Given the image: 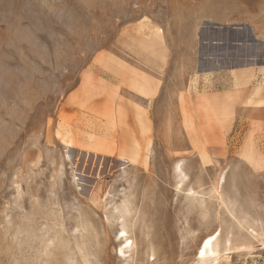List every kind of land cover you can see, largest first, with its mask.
<instances>
[{
    "label": "rangeland",
    "instance_id": "374dc122",
    "mask_svg": "<svg viewBox=\"0 0 264 264\" xmlns=\"http://www.w3.org/2000/svg\"><path fill=\"white\" fill-rule=\"evenodd\" d=\"M243 27L264 37V0H0V264H264V166L242 156L264 107L223 127L196 95L250 92L247 66H199L202 31ZM112 99L105 157L87 121Z\"/></svg>",
    "mask_w": 264,
    "mask_h": 264
},
{
    "label": "crops",
    "instance_id": "0c3cea01",
    "mask_svg": "<svg viewBox=\"0 0 264 264\" xmlns=\"http://www.w3.org/2000/svg\"><path fill=\"white\" fill-rule=\"evenodd\" d=\"M262 38H259L256 33L253 34L251 29L244 27L239 30H215V32L211 31L210 34H206L204 42L200 43L202 50L199 55V66L203 70H219L218 67L230 69L234 66H247L248 68L245 70L249 72L247 71L248 74H245V76L248 77L253 72L256 80L250 83L252 88L248 94H244L243 91L234 92L231 90V92L221 93V95L197 93L198 103L200 104L199 111L201 113H208L210 110L215 111L216 114L220 112L222 113L219 114L220 116L224 115V117L229 119V128H231L232 121H234L235 117H238L239 105L244 103L247 106H245L246 109L250 107L253 111L264 107V40ZM154 41L157 45L161 43L160 34L155 36ZM206 41L210 42L209 46L205 44ZM150 50L155 52L152 48ZM97 62L112 72L119 73L121 76L128 70L126 66L116 62L111 56L106 54H100ZM130 72L133 75L134 84L138 83L141 86L154 89L149 77L139 74L137 71L130 70ZM251 76L253 77V75ZM252 77H250L251 80ZM247 81L248 79L242 82L246 83ZM132 89L135 90L134 88ZM112 102L113 99L109 101V105L115 109ZM242 156L252 169L254 166H264V152L256 146L251 135L247 140Z\"/></svg>",
    "mask_w": 264,
    "mask_h": 264
},
{
    "label": "bare ground",
    "instance_id": "6f19581e",
    "mask_svg": "<svg viewBox=\"0 0 264 264\" xmlns=\"http://www.w3.org/2000/svg\"><path fill=\"white\" fill-rule=\"evenodd\" d=\"M131 87L134 88L135 90L143 93L145 96H149L150 98H152V96L155 93L154 89H151L150 87L141 86L138 83L134 84V82H133ZM77 100L74 99V98L72 99L73 102L77 101ZM181 100H182V102H184L186 104V96H184L183 99H181ZM79 105H81L83 108L89 109V105L85 101L79 103ZM199 107H200V104H199ZM204 107H205V104H204ZM119 109H120L119 108V104L115 107V109L110 107V105L108 104L106 106V110L103 113H101V116L103 117V121H99L97 119H92V118H90L87 121L88 122L87 126L90 129V133L89 134H91V136L89 135L91 137L90 141L92 142L94 150L97 151V152H101L102 155L105 156V157L106 156H113V157L117 156L118 157V153L115 150H113L114 148L111 149L109 147H106V146H104L102 144V142H105V141H107L109 143L113 142L112 140L107 139V137L108 136H113V134L116 132L117 124L119 123V117H120ZM138 110L140 112H142L140 109H138ZM214 112L215 111H213V110L208 111V113L210 115V116H208V118L210 119L211 123L214 121V119H216V120H218V122L220 124H222L223 127H226V125L228 127L229 119L224 117V115L223 116H218ZM139 118H140V120H145L143 112L140 113ZM71 131L74 132V128ZM80 133H81V131H80ZM113 143H116V142H113ZM71 144H74V142L73 141H68L67 142L68 146L71 145ZM200 150H201L200 154H201L202 158L206 159V153L204 152L203 148H201ZM123 154L125 156L131 154V156H132V154H134V152L133 151H129L128 149H126L125 153H123ZM253 228H255V227H253ZM254 230L255 229L252 230L254 235H258V233L255 232ZM217 238H218V236H211V237L207 238L203 242V244H202V246L200 248V251H199V257L200 258L204 259L205 257H208V255L210 253H212L213 255H216L218 253V251L215 249V243H214V240L217 239ZM129 246H130V243H129Z\"/></svg>",
    "mask_w": 264,
    "mask_h": 264
},
{
    "label": "water",
    "instance_id": "95a60500",
    "mask_svg": "<svg viewBox=\"0 0 264 264\" xmlns=\"http://www.w3.org/2000/svg\"><path fill=\"white\" fill-rule=\"evenodd\" d=\"M213 32H215L214 30H212ZM206 33H207V30L206 31H202L201 34H200V37H201V42H204V39H205V36H206Z\"/></svg>",
    "mask_w": 264,
    "mask_h": 264
},
{
    "label": "built area",
    "instance_id": "2783aa9c",
    "mask_svg": "<svg viewBox=\"0 0 264 264\" xmlns=\"http://www.w3.org/2000/svg\"><path fill=\"white\" fill-rule=\"evenodd\" d=\"M263 250H264V247H263Z\"/></svg>",
    "mask_w": 264,
    "mask_h": 264
}]
</instances>
